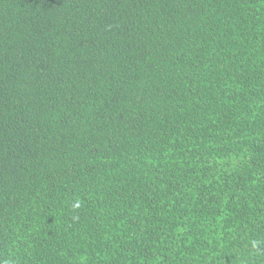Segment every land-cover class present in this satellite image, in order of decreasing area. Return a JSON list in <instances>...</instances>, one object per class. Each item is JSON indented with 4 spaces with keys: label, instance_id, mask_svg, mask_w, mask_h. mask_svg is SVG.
<instances>
[{
    "label": "trees",
    "instance_id": "obj_1",
    "mask_svg": "<svg viewBox=\"0 0 264 264\" xmlns=\"http://www.w3.org/2000/svg\"><path fill=\"white\" fill-rule=\"evenodd\" d=\"M0 264H264V0H0Z\"/></svg>",
    "mask_w": 264,
    "mask_h": 264
}]
</instances>
